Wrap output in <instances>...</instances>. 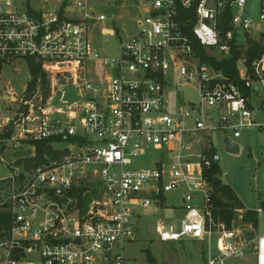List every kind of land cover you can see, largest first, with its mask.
Returning <instances> with one entry per match:
<instances>
[{"label":"built area","instance_id":"obj_1","mask_svg":"<svg viewBox=\"0 0 264 264\" xmlns=\"http://www.w3.org/2000/svg\"><path fill=\"white\" fill-rule=\"evenodd\" d=\"M68 1L51 9L0 0V152L26 147L33 156V142L51 139L58 153L13 170L17 182L0 196V264H130L126 250L149 207L161 212L159 240L201 242L203 264H264V230L247 235L235 226L238 219L252 228L242 208L229 224L215 215L206 175L220 166L217 133L223 145L225 137L236 142L246 129L264 128L251 106L252 94L264 96V52L249 63L244 55L246 39L264 32V0H145L113 55L90 38L106 16L84 0ZM180 8L193 10L190 33L209 55L241 50L236 74L248 95L201 62L185 31L191 19L180 17ZM227 10L230 29L221 37ZM100 34L116 32L102 27ZM28 58L42 65L52 94L70 83L74 100H43L40 84L29 91L24 85L18 95L3 83L4 69ZM188 83L197 102L174 92ZM169 192L180 196L178 218L167 213L174 211Z\"/></svg>","mask_w":264,"mask_h":264},{"label":"rangeland","instance_id":"obj_2","mask_svg":"<svg viewBox=\"0 0 264 264\" xmlns=\"http://www.w3.org/2000/svg\"><path fill=\"white\" fill-rule=\"evenodd\" d=\"M21 8L24 4L32 7L44 5L51 9H61L68 4V0H18ZM92 7L96 14L103 13L106 19L97 22L90 29V38L98 49L105 54L113 55L118 51L119 41H124L134 30V18L143 15L142 4L145 0H84ZM250 0H248L249 2ZM113 17V20H110ZM102 27L112 28L116 34L101 35ZM124 29V30H123ZM118 30V32H117ZM264 31V23L261 26ZM260 32V31H259ZM253 32L249 38L258 40L262 32ZM215 54L216 58H221L222 54L215 50H209ZM90 69L98 72L101 67L91 65ZM30 76L28 65L21 62L13 67L4 69L3 83H8L19 95L22 87L27 86ZM47 79V78H46ZM40 86V85H39ZM258 86V85H257ZM41 88V86H40ZM60 88V90H58ZM55 94L51 93L49 80L47 79V94L41 95L43 100L52 97L54 102L68 103L75 97V90L70 83L60 86ZM176 95L186 102H197L199 95L194 83L177 85ZM263 91H260L261 95ZM264 95V94H263ZM264 96L251 95L252 116L257 122H264ZM63 105V104H62ZM215 140L219 143L221 151L220 171L217 174L223 184L231 187L237 199L242 205V209L249 208L256 211L257 207L263 209L262 213H257V227L252 228L244 226L235 221V226H241L245 233H256L264 230V128L246 129L236 143L239 146L237 154L227 153L222 145V136L220 133L215 135ZM27 148L23 151H2L0 152V196L9 192L12 185L17 182L13 176V170L22 169L25 159L30 157ZM166 197L173 206V212H167L173 218L181 215V199L178 193L169 192ZM246 207V208H245ZM142 215L136 220V231L132 243L127 247L126 255L130 258V264H203L204 247L202 243L194 239H182L177 241H161L155 233L154 226L156 219L160 216V211H154L153 207L142 209ZM165 215L166 213L163 212ZM171 217V216H169ZM252 224V223H251ZM248 235V234H247ZM146 250L151 255L152 262L146 259Z\"/></svg>","mask_w":264,"mask_h":264},{"label":"trees","instance_id":"obj_3","mask_svg":"<svg viewBox=\"0 0 264 264\" xmlns=\"http://www.w3.org/2000/svg\"><path fill=\"white\" fill-rule=\"evenodd\" d=\"M180 17L188 16L191 21L188 27L185 29L188 35L190 33V27L195 22L196 17L192 9L186 10L183 8L179 9ZM230 17V11L227 10L224 12L222 19L218 24V30L220 36L222 37L224 33L230 29V25L228 24V19ZM193 39V47L195 52L199 55L201 62L207 63L212 66L214 69L219 70L224 77L228 80H231L240 85L242 92L246 95L250 93L247 88H244L242 83L237 78L236 74V60L241 55V50L232 46L230 54L226 57L216 58L208 54L207 50L200 46L199 43L192 37ZM264 52V34L260 35L258 40L247 38L246 39V48L244 50V55L246 57L247 62L249 63L253 58L260 56ZM28 73L29 80L27 82V90H34L37 84H40L43 95L47 94V73L43 69L42 65L39 62H35L32 58H28ZM264 108V107H263ZM51 139L42 140L33 142L35 146L34 155L30 156L28 159H25L21 162L22 167L24 169H29L30 167L36 166L39 163L44 161V154L49 156L58 155L57 152L52 151L48 142ZM220 171V166L214 164L212 168L206 172L212 186H213V202H214V213L217 214L221 219H223L226 223L229 224L230 220L234 216V209L242 208L240 201L237 199L236 195L232 191L231 187L227 184L221 183L218 176H214L218 174ZM22 176V174H21ZM244 222H251L254 227H257V213L253 209L246 210L244 217ZM146 259L149 262H152L150 253L146 250Z\"/></svg>","mask_w":264,"mask_h":264},{"label":"water","instance_id":"obj_4","mask_svg":"<svg viewBox=\"0 0 264 264\" xmlns=\"http://www.w3.org/2000/svg\"><path fill=\"white\" fill-rule=\"evenodd\" d=\"M223 147H224V150L230 154H237L239 152L238 144L236 142L231 141L227 137L223 139Z\"/></svg>","mask_w":264,"mask_h":264},{"label":"crops","instance_id":"obj_5","mask_svg":"<svg viewBox=\"0 0 264 264\" xmlns=\"http://www.w3.org/2000/svg\"><path fill=\"white\" fill-rule=\"evenodd\" d=\"M246 208V207H245ZM246 209H249V208H246Z\"/></svg>","mask_w":264,"mask_h":264}]
</instances>
